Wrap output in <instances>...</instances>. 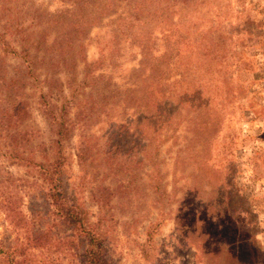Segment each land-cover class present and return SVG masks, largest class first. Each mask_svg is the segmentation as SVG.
Returning <instances> with one entry per match:
<instances>
[{
  "label": "rangeland",
  "instance_id": "obj_1",
  "mask_svg": "<svg viewBox=\"0 0 264 264\" xmlns=\"http://www.w3.org/2000/svg\"><path fill=\"white\" fill-rule=\"evenodd\" d=\"M0 31V264L82 261L57 153L106 264H264V0H0Z\"/></svg>",
  "mask_w": 264,
  "mask_h": 264
},
{
  "label": "trees",
  "instance_id": "obj_2",
  "mask_svg": "<svg viewBox=\"0 0 264 264\" xmlns=\"http://www.w3.org/2000/svg\"><path fill=\"white\" fill-rule=\"evenodd\" d=\"M4 31L6 32L5 29ZM24 36L25 35L21 36V40H26ZM0 40H5V34L2 31H0ZM25 45L28 44L23 42L24 47L21 51L23 52V56L27 58L29 56V50ZM3 46L8 47V42H3ZM5 47H3L4 52L6 51ZM28 63L30 62L28 61ZM21 103L22 102L16 104L11 110L8 108H2L0 110V124H4L6 129H12L18 124L20 120L19 113L23 109L21 108ZM58 131V136L60 138L65 136L63 132H66V126L63 122L60 123ZM18 134L19 133H12V139L8 145H14L11 150H7L5 154L9 158H15L20 161L23 159L19 154L20 151L18 147L20 144L13 141ZM63 163L64 158L60 153H57L56 159L48 166L37 162L34 163L39 169L43 183H46V186L44 187V195L48 200L49 205L51 207L53 206L55 209L56 214L66 219V221L72 226L74 234L77 233L79 237L84 240L82 261L79 264H106L102 256V236L97 231H94L93 226L87 222L88 216L84 205L77 200L69 203V200L65 197L60 178Z\"/></svg>",
  "mask_w": 264,
  "mask_h": 264
}]
</instances>
